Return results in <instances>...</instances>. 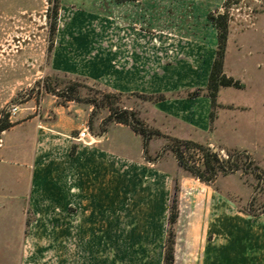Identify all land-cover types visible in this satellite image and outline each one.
<instances>
[{
  "label": "rangeland",
  "instance_id": "374dc122",
  "mask_svg": "<svg viewBox=\"0 0 264 264\" xmlns=\"http://www.w3.org/2000/svg\"><path fill=\"white\" fill-rule=\"evenodd\" d=\"M227 10L228 71L247 86L221 88L218 101L225 106L215 109L210 134L199 137L157 115V100L147 97H157V90L172 94L175 80L189 81L191 67L204 77L217 46L211 17ZM46 82L74 86L81 101L48 93ZM89 98L100 106L84 102ZM108 101L161 133L147 152L129 126L105 121ZM56 104L79 109L82 127L97 135L108 130L112 149L126 157L92 153L98 184L92 193L84 188L78 219L75 208L68 209L66 257L53 241L54 223L43 224L45 235L25 242L20 264H163L174 198V264H223L222 253L236 251V224L264 219V177L240 170L219 173L208 185L180 168L169 149L174 139L191 138L222 157L246 150L252 167L264 172V0H0V119L7 114L15 124L20 111L30 117L32 107L39 112ZM11 105L19 107L16 115L10 116ZM4 253L0 264H17Z\"/></svg>",
  "mask_w": 264,
  "mask_h": 264
},
{
  "label": "crops",
  "instance_id": "0c3cea01",
  "mask_svg": "<svg viewBox=\"0 0 264 264\" xmlns=\"http://www.w3.org/2000/svg\"><path fill=\"white\" fill-rule=\"evenodd\" d=\"M113 1L128 4L137 0ZM214 57L205 69L204 77L199 78L196 69L191 67L194 72L189 81L175 80L170 95L167 93L170 91L157 90L163 99L154 104L157 115L171 119L199 137H206L211 132V100L204 94L188 97L186 93L206 87ZM224 69L228 76L236 78L228 71L227 53ZM239 80L244 84L241 89H244L247 85ZM218 104L225 106L219 101ZM71 110L70 106L56 104L44 105L39 112L32 107L30 117L20 111L15 124L0 135V236L5 238L1 239L0 250L5 251L2 255L15 258L17 264L25 255V242L45 235L41 228L43 224L54 223L55 227L51 229L53 241L59 242V255L66 257L68 209L75 208V219H78L79 211L84 208V188L87 185L92 193L98 184L97 164L92 153L97 152L105 159L113 154L126 157L112 149L114 144H110L108 130L97 135L89 128L90 133L97 136V144L101 145L77 141L74 137L83 124L77 115L79 109ZM48 111H52L55 117L46 118ZM217 119L218 115L214 122ZM118 126L127 129V125L117 123ZM6 226L12 228L6 229ZM235 245L234 255L228 257L222 253L223 264H264V219L242 218L235 227Z\"/></svg>",
  "mask_w": 264,
  "mask_h": 264
},
{
  "label": "trees",
  "instance_id": "16d2710c",
  "mask_svg": "<svg viewBox=\"0 0 264 264\" xmlns=\"http://www.w3.org/2000/svg\"><path fill=\"white\" fill-rule=\"evenodd\" d=\"M118 3H125L134 0H115ZM57 6V5H56ZM228 10L224 13H219L217 16H212L211 21L216 29L217 46L215 57L209 73L208 82L205 88H197L186 93L188 97H197L201 94L207 95L211 100L212 111L211 121L215 119V109L219 107L218 94L223 87L243 88L244 84L232 76L225 73L224 61L226 55V47L229 36ZM57 7H55L53 24L51 23V41L53 42L56 25H57ZM51 42V44H52ZM45 90L48 93L63 97L68 101L80 102L78 92L74 86H65L58 89L52 86L51 82L45 83ZM151 100L163 99V96L158 95L155 98L148 96ZM84 102L92 104L95 107L100 106V103L95 98L86 99ZM109 115L105 119L106 122H116L129 126L136 134L143 137V149L147 152V145L153 135H160L159 131H152L136 116V114L124 107L115 105L114 102L108 101L104 105ZM14 123L10 121L9 115H5L0 119V135L3 131L9 129ZM169 149L173 153L177 164L190 176L212 185L219 173L224 175L237 171H252L259 179L264 177V172L258 167H252L253 161L250 154L246 150H232L227 152L226 157H222L218 151H215L208 144H202L190 139H174L169 145ZM193 152V153H192ZM197 152V153H195ZM197 156V159L195 158ZM178 218V207L176 199L172 200L169 208L168 230L164 242L163 264H174L175 261V232L174 226Z\"/></svg>",
  "mask_w": 264,
  "mask_h": 264
},
{
  "label": "built area",
  "instance_id": "2783aa9c",
  "mask_svg": "<svg viewBox=\"0 0 264 264\" xmlns=\"http://www.w3.org/2000/svg\"><path fill=\"white\" fill-rule=\"evenodd\" d=\"M18 111H19V107L17 105H11L9 108L10 116L16 115ZM75 139L77 141H82L83 143H92L93 142V137L90 134V131L87 127H83L79 131L78 136L75 137ZM87 139H89V141H87ZM0 142H1V140H0Z\"/></svg>",
  "mask_w": 264,
  "mask_h": 264
},
{
  "label": "water",
  "instance_id": "95a60500",
  "mask_svg": "<svg viewBox=\"0 0 264 264\" xmlns=\"http://www.w3.org/2000/svg\"><path fill=\"white\" fill-rule=\"evenodd\" d=\"M91 135H93V134H91Z\"/></svg>",
  "mask_w": 264,
  "mask_h": 264
}]
</instances>
